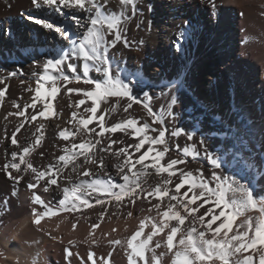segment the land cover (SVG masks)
Segmentation results:
<instances>
[{"label": "bare ground", "instance_id": "6f19581e", "mask_svg": "<svg viewBox=\"0 0 264 264\" xmlns=\"http://www.w3.org/2000/svg\"><path fill=\"white\" fill-rule=\"evenodd\" d=\"M109 10H114V7ZM62 12L56 13L43 5L37 8L32 0H0V80L4 81L0 84V90L5 92L0 100V168L11 160V152L18 150L17 145L11 143V133L25 119L8 115L18 111L13 103L21 105L20 110H23V105L30 102L34 94L28 88H35V81L44 74L43 65L47 60L70 53L72 41L78 40L86 32L88 13L69 8H63ZM73 14L80 19V25L75 23ZM30 17L47 19L54 27L47 29ZM57 27L67 28L71 39L63 37L56 31ZM123 27L122 35L129 46L118 43L114 49H109V58L113 71L118 66L121 78L127 77L125 83L131 82L133 95L145 101L144 93L147 92L152 98L153 111L163 117V125H152L153 128L163 127L167 130L170 152L162 162L169 158L185 159V164L177 166L185 172L197 171L198 176L202 171L205 178L210 179L211 172L215 170L229 180L241 183L234 178L231 168L237 158H242L236 144H244L243 153L249 155L254 168L258 169L255 185L259 194L255 193L256 199L264 198V155L258 149L259 145H264V35L261 33L264 30V0H137L135 15L129 13ZM181 32L184 36L178 40ZM245 41L247 44L243 43V46L242 42ZM67 63L77 65V72L72 73ZM62 70L69 77H82L83 62L70 55ZM13 72L15 76L11 75ZM51 74L60 75L54 70ZM89 77L101 81L102 73L92 69ZM92 87L83 82L61 85L60 92L52 99L47 96L50 84L45 83L41 97L53 104L52 115L47 119L38 117L36 122H27L17 133L19 145L31 144L32 133L36 131L33 125L38 126L41 122L45 125L41 130L44 138L29 157L34 166L43 169L50 162L56 163V156L68 144L58 139L56 133L65 127L72 128L68 121L71 112L76 109L69 107V104L84 97L68 93L66 88L89 90ZM173 95L177 103L169 109ZM116 99L113 97L108 103L101 102L97 116L114 104ZM126 103V100H121L122 106ZM90 104V100L86 101L80 112ZM41 108L42 103H38L35 111ZM33 111L29 108L25 115L29 116ZM169 111L172 112L171 116L167 114ZM126 118H135L141 124L145 121L151 123L142 104H133L127 113L121 107L107 116L106 124L111 125ZM89 127H97V122L94 121ZM249 127L253 131L250 136L245 135ZM175 129L192 134L193 140L189 141L185 134L173 137L171 133ZM105 135L129 145L137 142L122 132ZM149 135L157 133L150 131ZM189 145H194L199 152L195 159L183 156V148ZM147 147L145 145L141 151ZM205 149L220 160V169H213L205 157ZM130 151L134 153L133 159L141 154L133 149ZM151 155L146 163H150ZM105 156L111 180L122 183L114 167L115 158ZM9 171H13V175L23 176V179L16 183L8 178L7 173L0 171V264H93L87 260L89 252L94 253L93 259L97 264H128L127 239L138 230L141 219L156 216L155 211H147L151 207L148 200L138 199L134 205L125 200L120 204L111 202L101 206L95 204L94 194L89 197L93 208L59 212L56 216L45 217L37 226L29 213L33 208L38 212L44 211V208L32 203V194L39 195L53 211H57L59 201L63 199V187L71 186L65 177L73 176V182L77 178L69 168L57 177L59 187L49 185L45 192L43 186L48 177L29 189L28 183H35L30 171ZM149 171L154 173L153 169ZM101 178L108 180L109 176L101 175ZM156 179L149 177L148 182L154 184ZM173 181H176V177H173ZM13 192L16 194L13 195ZM155 202L152 200V203ZM210 206L206 204L204 207ZM101 211L105 212L102 221L98 219ZM200 211L203 212L204 208ZM128 212L133 215L129 217ZM218 212L219 209H214V213ZM219 223L217 221L213 227ZM237 223L239 221L234 222L233 228ZM94 224L98 227L93 228ZM90 227L91 235H87ZM149 231L150 225L145 228V235ZM70 239H74L71 244ZM115 239L123 241L124 245L109 243ZM159 239L161 237H154L153 244ZM47 243L48 246L45 245ZM62 243L69 245L72 253L69 257L63 253L65 245Z\"/></svg>", "mask_w": 264, "mask_h": 264}, {"label": "snow or ice", "instance_id": "6c2138e0", "mask_svg": "<svg viewBox=\"0 0 264 264\" xmlns=\"http://www.w3.org/2000/svg\"><path fill=\"white\" fill-rule=\"evenodd\" d=\"M32 2L37 8L43 5L56 13L63 14L62 9L69 8L89 14L86 32L78 40L72 41L71 52L61 54L59 58L48 59L43 65L44 74L35 81V88H28L29 92L34 93L31 101L23 105V110H20L21 105L14 102L13 107L18 111L8 114L25 119L11 133V143L17 145L18 150L11 152V160L4 163L0 171L7 173L8 178L16 183H19L23 176L13 175L10 169L16 173L30 171L35 183L29 182L27 185L29 189L35 188L41 180L48 177L43 186L45 192L48 191L49 185H57V177L63 175L69 168L77 178L73 182V176L65 177L71 186L63 187V199L59 201L57 211H53L39 195L32 194V203L44 208L42 212H38L36 208L32 209L33 223L39 226L45 217L56 216L59 212L93 208L94 205L89 197L94 194L95 204L101 206L111 202L120 204L125 200L134 205L138 199L148 200L151 207L147 211L149 213L155 211L156 216L149 215L141 219L138 230L127 239L128 264H140L141 261L143 264H166V262L167 264H264V198L256 199L250 186L229 180L215 170L211 172V177L208 179L202 171L198 170L197 176L192 172L179 169L177 166L185 164V159L169 158L166 162H162L166 154L170 152L166 140L167 130L163 127L153 128L152 125H163V117L153 111L152 98L147 92L144 93L145 101L137 99L130 87L131 82L125 83L127 77L121 78L118 66L117 70L113 71L109 49H114L120 42H123L125 47L129 46L127 39L122 35L123 25L129 19V13L135 15L137 0H114V3L113 0H59V2L32 0ZM110 7H114V10L110 11ZM72 18L77 25H80L79 18L74 14ZM30 19H34L36 24L47 29L54 27V24L47 19L32 17ZM56 31L66 39H71L67 28L57 27ZM183 36L184 33L181 32L178 40ZM70 55H75L83 62L82 77L80 75L69 77L63 74V66ZM67 68L72 73L78 70L77 65L73 63H67ZM92 69L102 73L101 81L89 77ZM52 70L59 72L60 75H52ZM11 75L15 76L16 73L13 72ZM73 82H83L93 87L89 90L66 88V92L76 93L84 98L69 104V107L76 109L71 112L68 121L72 128L65 127L56 133L58 139L68 142L62 148L61 154L56 156V163L50 162L43 169H39L34 166L29 157L40 146L44 138L41 130L45 125L42 122L38 126L33 125L36 131L32 133L31 144L19 145L17 133H20L27 122H36L38 117L47 119L52 115L53 104L41 97V89L45 87V83L50 84L47 96L55 99L61 85L66 86ZM2 83L4 81L0 80V84ZM4 95L5 92L0 90V100ZM113 97L117 98L115 103L103 109L97 116L101 102L108 103ZM88 100L91 104L80 112L81 106ZM121 100H126L127 103L122 106ZM38 103H42V108L35 111ZM176 103L177 100L173 95L169 109ZM133 104H142L143 110L151 118V123L145 121L141 124L135 118H126L113 122L111 125L106 124L107 116L116 113L121 107L123 112L127 113ZM29 108L34 111L26 116L25 113ZM78 112H80L79 115ZM167 114L171 116L172 112L169 111ZM94 121L97 122L99 131L97 127H89ZM150 131L157 135H149ZM116 132L130 135L137 142L129 145L123 140L112 139L111 135H105ZM182 134L187 135L189 141L193 140V135L184 133L183 129H175L171 133L173 137ZM117 144L123 147L114 148L113 146ZM145 145L148 147L142 152ZM130 149L141 154L133 159L134 153ZM182 151L184 157L191 156L195 159L199 155L194 145L186 146ZM105 154L115 158L114 167L122 183H114L111 180ZM150 154H153L150 163H146ZM204 154L213 169L221 168L220 160L207 149L204 150ZM40 155L43 156V153ZM149 169H153L154 173ZM101 175H108L109 179L104 180ZM153 176L158 179L154 184H150L148 178ZM89 177L91 179H84ZM173 177H176L175 182ZM182 189L184 191H181ZM152 200L156 202L152 203ZM206 204L211 206L205 208ZM201 208H204L203 212L200 211ZM214 209H219L218 214L214 213ZM253 213L258 214L253 215ZM104 215L105 212L101 211L98 219L102 221ZM127 215L131 217L133 214L128 212ZM222 217L223 220H221ZM217 221L220 223L213 227ZM236 221L239 223L233 228ZM148 225H150V231L145 235V228ZM92 227L95 228L98 225L94 224ZM142 236L144 238L138 240ZM158 236L161 239L153 244L154 237ZM69 243L73 242L69 241ZM109 243L124 245V242L119 239L110 240ZM68 255L72 253L69 251ZM93 257L94 253L89 252L87 260L97 264ZM100 259L103 261L102 257Z\"/></svg>", "mask_w": 264, "mask_h": 264}, {"label": "rangeland", "instance_id": "374dc122", "mask_svg": "<svg viewBox=\"0 0 264 264\" xmlns=\"http://www.w3.org/2000/svg\"><path fill=\"white\" fill-rule=\"evenodd\" d=\"M261 33L264 35V30L261 31ZM246 45L247 42H242V45L244 46V44ZM257 86V84H256ZM255 86V88H256ZM197 100H200L199 97H196ZM256 108V112L258 113L257 110V105H255ZM252 130L249 127V130L246 131L245 135L250 136L252 134ZM243 145L244 144H236V148L237 150L240 152L242 158H237L234 162V164L232 165L231 171L233 173L234 178L238 179L242 184H245V186H250L251 189L254 191V193H258L259 190L257 189V186L255 185V183L257 182L258 179V169L254 168V162L250 161V157H248L249 155H246L245 153H243L244 149H243ZM241 149V150H240ZM258 149L260 151H262L263 155H264V145H259ZM262 163V162H261ZM236 165V166H235ZM245 165V166H244ZM193 172V171H192ZM198 172L194 171L193 174L196 175ZM253 182V183H252ZM259 194V193H258ZM24 204H27L25 202H23ZM257 215V214H256ZM29 216H33L32 212L29 213ZM89 229V228H88ZM92 228L90 227V229L88 230V232L86 233L87 235H90V230ZM89 233V234H88ZM88 237V236H87ZM74 239H70V241L73 242ZM46 246H48V243L45 244ZM62 245H65V243H62ZM67 247V248H66ZM66 248V249H65ZM67 250V251H66ZM71 252L69 245H65V247H63V253H65L66 256L69 257L68 252Z\"/></svg>", "mask_w": 264, "mask_h": 264}]
</instances>
